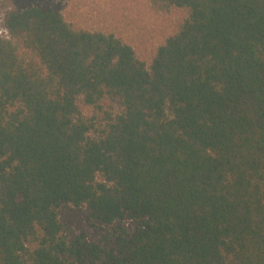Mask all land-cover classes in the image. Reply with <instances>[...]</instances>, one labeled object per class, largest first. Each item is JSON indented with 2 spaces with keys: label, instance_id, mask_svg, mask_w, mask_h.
Wrapping results in <instances>:
<instances>
[{
  "label": "trees",
  "instance_id": "1",
  "mask_svg": "<svg viewBox=\"0 0 264 264\" xmlns=\"http://www.w3.org/2000/svg\"><path fill=\"white\" fill-rule=\"evenodd\" d=\"M147 1L149 62L10 0L0 264H264V0Z\"/></svg>",
  "mask_w": 264,
  "mask_h": 264
},
{
  "label": "rangeland",
  "instance_id": "2",
  "mask_svg": "<svg viewBox=\"0 0 264 264\" xmlns=\"http://www.w3.org/2000/svg\"><path fill=\"white\" fill-rule=\"evenodd\" d=\"M32 1V0H31ZM41 1V0H33ZM74 27L113 32L131 44L137 56L149 62L155 48L172 33L180 12H160L147 0H47ZM10 0H0V34L7 35L4 15Z\"/></svg>",
  "mask_w": 264,
  "mask_h": 264
}]
</instances>
